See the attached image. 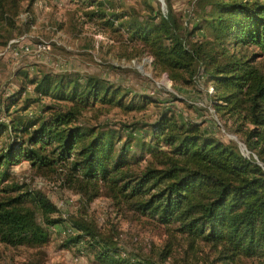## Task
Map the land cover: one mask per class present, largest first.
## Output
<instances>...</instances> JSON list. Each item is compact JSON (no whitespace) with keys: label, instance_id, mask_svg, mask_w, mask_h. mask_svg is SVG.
<instances>
[{"label":"trees","instance_id":"16d2710c","mask_svg":"<svg viewBox=\"0 0 264 264\" xmlns=\"http://www.w3.org/2000/svg\"><path fill=\"white\" fill-rule=\"evenodd\" d=\"M164 1L162 11L143 0L146 13L140 16L106 13L101 1L95 12L112 33L121 32L125 41L151 55L154 69L171 83L192 87L203 74L213 86L214 111L231 120L229 130L241 135L254 158L243 155L236 143L204 133L200 122L179 120L170 109L152 121L148 138L80 123L83 112L96 104L132 110L151 99L126 101L120 86L93 75L24 73L36 97L24 100L22 108L42 99L49 103L39 115L0 124V132L14 131L0 150V242L41 247L50 239L47 227L64 222L42 191L13 180L11 167L26 161L38 171L61 172L64 186L103 185L117 204L173 226L189 248L208 245L216 255L211 264H264V70L244 50L256 47L264 53V0H194L189 20L177 16L171 0ZM12 17L0 0L4 43L12 35ZM23 90L8 99L7 107L18 103ZM70 223L75 232L64 237V244L83 243L96 264H158L128 255L92 222L74 218ZM170 252L164 246L158 260Z\"/></svg>","mask_w":264,"mask_h":264},{"label":"rangeland","instance_id":"374dc122","mask_svg":"<svg viewBox=\"0 0 264 264\" xmlns=\"http://www.w3.org/2000/svg\"><path fill=\"white\" fill-rule=\"evenodd\" d=\"M100 1L106 3L102 7L106 13L139 16L146 13L143 0H4L14 24L9 30L12 35L6 43L0 40V124L10 125V119L17 116L29 118L39 115L43 106L49 103L47 99H42L22 108L24 100L36 97L33 87L28 85V77L43 72L76 73L83 77L93 75L120 86L128 94L126 101L129 98L141 100V97H148L151 102H144L146 99H143L144 107L132 110L96 104L83 112L80 123L109 125L120 129L123 136L133 133L135 137L147 135L148 138L152 121L161 110L170 109L179 120L200 121L204 133L224 143L232 141L238 145L241 153L243 151L245 156L254 158L242 144L241 135L229 130L231 120L214 111L205 91V87L211 84L206 83L204 78L192 87L171 83L168 89L166 85L169 80L166 83L164 79L166 74L154 69L153 65L145 64L142 69L118 65L122 58L139 61L149 54L141 52L140 45L125 41L121 32L112 33L110 28L101 24L102 20L95 12L98 9L96 3ZM148 1L155 7L159 5L164 11V0ZM193 1L171 0L177 16L187 20L191 18ZM22 13H28L26 21L20 16ZM23 35L32 46L43 40L49 43L50 49L13 57L5 50L6 45L10 39ZM244 50L248 55L253 54V63L264 70V53L256 47ZM23 87L18 103L7 107L8 99ZM207 106L214 112L209 111ZM246 126L250 127L248 124ZM13 134L14 131L9 130L0 132V150L9 145ZM10 170L14 181L42 191L55 205L61 204L58 216L64 213L66 219L57 225L55 231L50 230L51 226L47 227L50 239L41 247H12L0 242V264H96L93 254L85 249L83 243L64 244L65 236L61 231L74 218L92 222L101 236L113 238L115 245L128 255L153 259L158 264H211L216 256L203 243L189 248L173 226L159 224L144 214L134 212L127 204H117L107 196V188L103 185L79 187L75 182L64 186L61 172L38 171L26 161L13 165ZM164 246H169L171 252L161 262L157 253ZM78 255L81 256L75 261ZM242 263L253 264V261L244 260Z\"/></svg>","mask_w":264,"mask_h":264},{"label":"built area","instance_id":"2783aa9c","mask_svg":"<svg viewBox=\"0 0 264 264\" xmlns=\"http://www.w3.org/2000/svg\"><path fill=\"white\" fill-rule=\"evenodd\" d=\"M161 10L163 11V8ZM27 14L28 13H22L20 15L21 18L24 21H26L27 18H28ZM193 21H194V18L191 19V22H193ZM49 49H50L49 43H47L46 41H43V40L38 41L36 44H34L32 46L29 42H27V40H25V36L24 35L19 37V38L11 39L8 42V44L6 45V48H5V50L8 51L9 53H11L12 56L15 57V58H18V57H20L22 55L30 54L32 52L42 53V52H45V51H47ZM152 63H153V57L150 56V55H144L141 58V60H139V61L137 59H135V58L128 59V60L125 59V58H122L120 60V62L118 63V65L121 66V67L136 66L138 69H142L145 64L148 65V66H151ZM203 78H204V75L200 73L199 81L201 79H203ZM164 79H165L166 83H167V80H169L166 75H164ZM170 84H171V81L169 80L168 85H166V87L168 89H170ZM205 91L208 94V96L211 95L213 93L212 85H209V86L207 85L205 87ZM199 104L206 107V105H204L203 103H199ZM207 108H209V111H211L212 113L214 112L213 109H211L209 106H207ZM31 113L32 112H29V114H31ZM241 150H242V148H241ZM242 154H243V151H242ZM56 206L59 209L61 207V204H57ZM61 218L66 219V214L62 213L61 214ZM56 227L57 226H51L50 230L51 231H55ZM74 232L75 231L73 230V228L70 225L66 224L65 228L62 229L61 234L64 235V236H67L69 234H73ZM80 256L81 255L76 256L74 258V260L77 261Z\"/></svg>","mask_w":264,"mask_h":264},{"label":"crops","instance_id":"0c3cea01","mask_svg":"<svg viewBox=\"0 0 264 264\" xmlns=\"http://www.w3.org/2000/svg\"><path fill=\"white\" fill-rule=\"evenodd\" d=\"M206 97H208V99H210V97H209V96H206ZM194 121H197V120H194ZM197 122H200V121H197Z\"/></svg>","mask_w":264,"mask_h":264}]
</instances>
